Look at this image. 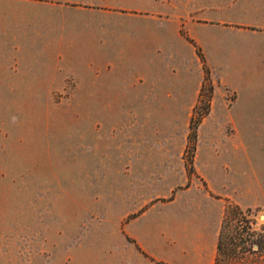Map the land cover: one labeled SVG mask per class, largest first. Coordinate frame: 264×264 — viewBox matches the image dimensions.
Segmentation results:
<instances>
[{
  "label": "rangeland",
  "instance_id": "obj_1",
  "mask_svg": "<svg viewBox=\"0 0 264 264\" xmlns=\"http://www.w3.org/2000/svg\"><path fill=\"white\" fill-rule=\"evenodd\" d=\"M80 6L162 15L167 4ZM181 28L185 46L150 60L124 37L114 68L0 78V264H67L74 253L70 264H112L115 222L137 214L120 205L175 204L176 218L206 195L197 216L218 232L228 203L249 209L252 228L264 231V116L233 114V93ZM9 54L0 64L29 62V53ZM246 262L264 264V249Z\"/></svg>",
  "mask_w": 264,
  "mask_h": 264
},
{
  "label": "crops",
  "instance_id": "obj_2",
  "mask_svg": "<svg viewBox=\"0 0 264 264\" xmlns=\"http://www.w3.org/2000/svg\"><path fill=\"white\" fill-rule=\"evenodd\" d=\"M92 3L111 0H0V53H7L0 58L29 53L24 65L0 64V78L22 72L36 82L57 76L59 67L114 68L122 57L124 37L132 51H143L150 60L170 44L178 51L185 46L183 26L213 80L233 93V114L264 116V0H165L162 15L80 6ZM123 18L130 22L123 23ZM204 196L185 205L186 214L176 218L170 214L175 204L117 207L137 214L115 222L112 264H213L216 224L197 216L208 209ZM76 257L80 259L75 253L71 259Z\"/></svg>",
  "mask_w": 264,
  "mask_h": 264
},
{
  "label": "trees",
  "instance_id": "obj_3",
  "mask_svg": "<svg viewBox=\"0 0 264 264\" xmlns=\"http://www.w3.org/2000/svg\"><path fill=\"white\" fill-rule=\"evenodd\" d=\"M250 210L228 203L218 232L213 264H247V253L264 249V231L252 228Z\"/></svg>",
  "mask_w": 264,
  "mask_h": 264
}]
</instances>
